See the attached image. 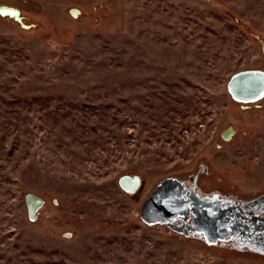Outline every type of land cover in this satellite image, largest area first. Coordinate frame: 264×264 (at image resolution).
Instances as JSON below:
<instances>
[{
  "label": "rangeland",
  "instance_id": "1",
  "mask_svg": "<svg viewBox=\"0 0 264 264\" xmlns=\"http://www.w3.org/2000/svg\"><path fill=\"white\" fill-rule=\"evenodd\" d=\"M4 6L20 13L0 15V264H264L140 216L165 178L264 193V98L228 85L264 70V0Z\"/></svg>",
  "mask_w": 264,
  "mask_h": 264
},
{
  "label": "flooded vegetation",
  "instance_id": "2",
  "mask_svg": "<svg viewBox=\"0 0 264 264\" xmlns=\"http://www.w3.org/2000/svg\"><path fill=\"white\" fill-rule=\"evenodd\" d=\"M2 8L8 9L6 6ZM9 9L15 10L18 15L20 13L17 8ZM262 98L264 96L260 99ZM184 186V198L188 201V212L179 216L171 224L174 229L187 235L198 236L207 242L211 237H208L209 234L207 236L202 217H199L201 210L204 209L217 216L220 234L215 239V244L232 243L242 250L262 253L264 248V193L249 199H241L237 196L224 195L221 191L202 194L196 183L184 182ZM194 195L208 202L205 206L199 205L191 200Z\"/></svg>",
  "mask_w": 264,
  "mask_h": 264
},
{
  "label": "water",
  "instance_id": "3",
  "mask_svg": "<svg viewBox=\"0 0 264 264\" xmlns=\"http://www.w3.org/2000/svg\"><path fill=\"white\" fill-rule=\"evenodd\" d=\"M2 8V7H1ZM5 11L11 9L2 8ZM229 91L234 99L239 101H256L264 96V70H245L234 74L229 83ZM119 184L129 193H135L141 185L139 176L124 175L120 178ZM138 185V188H137ZM157 188L145 200L140 212V216L148 225L167 224L171 225L179 216L188 212V201L185 200V186L178 178H165L157 186ZM137 188V189H136ZM136 189V190H135ZM29 205L30 216L33 217L36 211L43 204L42 198L38 195L29 194L26 197ZM195 203L205 206L208 202L198 196H192ZM187 209V210H186ZM202 221L207 229L208 242L215 243V239L220 234L217 216L213 212L201 210ZM172 226V225H171ZM207 226H209L207 228ZM264 254V248L262 249Z\"/></svg>",
  "mask_w": 264,
  "mask_h": 264
},
{
  "label": "snow or ice",
  "instance_id": "4",
  "mask_svg": "<svg viewBox=\"0 0 264 264\" xmlns=\"http://www.w3.org/2000/svg\"><path fill=\"white\" fill-rule=\"evenodd\" d=\"M0 15H11L13 17H17L18 13L15 10L5 11L4 9L0 8Z\"/></svg>",
  "mask_w": 264,
  "mask_h": 264
},
{
  "label": "bare ground",
  "instance_id": "5",
  "mask_svg": "<svg viewBox=\"0 0 264 264\" xmlns=\"http://www.w3.org/2000/svg\"><path fill=\"white\" fill-rule=\"evenodd\" d=\"M137 188H138V185H137ZM137 188H136V189H137ZM136 189H135V190H136ZM133 193H134V192H133Z\"/></svg>",
  "mask_w": 264,
  "mask_h": 264
}]
</instances>
